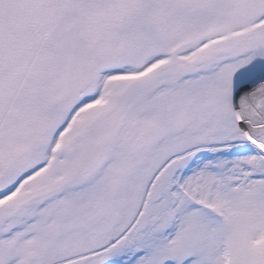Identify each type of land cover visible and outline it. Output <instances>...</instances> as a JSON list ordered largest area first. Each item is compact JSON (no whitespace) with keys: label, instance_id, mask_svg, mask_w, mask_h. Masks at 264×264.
Wrapping results in <instances>:
<instances>
[{"label":"snow or ice","instance_id":"1","mask_svg":"<svg viewBox=\"0 0 264 264\" xmlns=\"http://www.w3.org/2000/svg\"><path fill=\"white\" fill-rule=\"evenodd\" d=\"M0 264H264V0H0Z\"/></svg>","mask_w":264,"mask_h":264}]
</instances>
